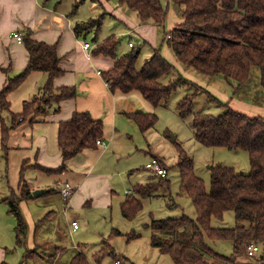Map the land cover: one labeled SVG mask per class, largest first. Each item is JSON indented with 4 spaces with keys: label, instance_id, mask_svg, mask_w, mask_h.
I'll list each match as a JSON object with an SVG mask.
<instances>
[{
    "label": "trees",
    "instance_id": "trees-1",
    "mask_svg": "<svg viewBox=\"0 0 264 264\" xmlns=\"http://www.w3.org/2000/svg\"><path fill=\"white\" fill-rule=\"evenodd\" d=\"M134 10L141 22L162 24L170 5L179 8L181 23L164 36V40L182 66L208 76L222 77L235 83L236 88L247 82L252 66L260 69V83L264 90V0H117ZM76 5L74 6V8ZM73 13V12H72ZM71 14V13H70ZM102 16L76 22V36L93 28H99ZM23 42L29 52L25 69L0 91V109H7V94L16 88L32 71L48 73V79L32 100L24 101L20 114H11V124L2 122V143L5 145L10 128L26 119L35 122L38 116L48 112L52 104L76 95L73 86L54 88L52 80L62 73L58 66L59 57L55 44L35 41L27 31ZM117 39L110 36L98 43L95 54L108 55L114 59L113 66L102 73L110 90L123 92L138 90L154 107L160 106L171 97L180 84V79L169 83L160 78L175 67L155 48L151 57L137 69L139 48H131L121 55L116 54ZM215 80V78H214ZM200 90V87H196ZM193 97L187 95L177 104L181 117L193 115L194 137L201 144L221 146L230 150L244 149L248 153L250 170L242 173L232 166L219 163L211 166L210 189L206 191L204 181L193 171V161L179 147L177 167L180 175V192L190 196L195 209V218H155L151 216L147 226L151 229L150 243L160 252L168 254L174 264H213L235 261L241 248L249 244L261 245L264 250V117H250L233 110L223 102L226 109L217 114H193ZM58 107L55 108L57 110ZM140 131L145 132L157 122L154 112L143 110L127 113ZM1 119V118H0ZM103 121L93 118L89 112L74 111L68 120L60 121L57 141L63 163L54 171L66 166V161L86 148H95L96 139L103 135ZM6 148V147H5ZM21 196L7 197L9 211L16 218V242L23 244L27 232L26 222L19 209L21 197L30 196L24 184L23 168L20 171ZM166 180H150L133 186L132 193L120 204L121 214L131 220L142 209L141 199L151 197L160 190ZM233 211L237 224L234 227H214L213 218L222 219L226 211ZM246 221L247 224H242ZM228 240L234 245L230 257L214 251L206 242ZM108 246L104 242L103 246ZM27 251L22 262L32 259ZM112 251H98V256ZM264 260V259H263ZM261 262H264L261 260ZM70 264H90L83 252H77ZM134 264V263H129ZM215 264V263H214Z\"/></svg>",
    "mask_w": 264,
    "mask_h": 264
},
{
    "label": "crops",
    "instance_id": "crops-1",
    "mask_svg": "<svg viewBox=\"0 0 264 264\" xmlns=\"http://www.w3.org/2000/svg\"><path fill=\"white\" fill-rule=\"evenodd\" d=\"M89 1L97 6L98 13L110 14L125 24L127 31L121 34L128 35L129 38L132 34L138 35L145 44H148L150 46L149 58L151 57L156 48L157 36L152 38V43L147 39L151 34L147 30L150 27L154 28L153 22H141L138 23L139 25L130 27L118 16V7H121L125 14L131 13L125 4L113 0L118 5L112 7L108 0ZM61 4L59 0H0V91L8 80L16 77L26 68L29 61V52L24 42H19L12 37L14 31L20 32L23 38L29 31L33 40L55 44L59 57L58 66L62 73L52 80V85L54 88L73 86L76 90L74 97L52 104L48 112L38 116L35 122L30 121V115L18 121L10 128L5 145L2 143L1 120L9 126L11 114L22 112L24 101L32 100L34 95L40 92L48 79V73L30 72L16 88L7 94V109H0V264H11L9 247L18 245L15 234L16 218L9 211L6 199L11 194L21 196V168H23L24 184L31 195L21 197L18 205L27 225L23 244L19 245L23 246L24 250L18 264H28L40 261L42 249L50 248L51 244H48L46 232L53 229V222L57 229L59 228L60 207L64 215L71 212L72 216L75 215L74 219L79 218L80 220L81 218L83 223L88 225L96 214L100 217L106 216L108 209L112 206L115 189L118 185L121 186V183L112 178L111 172L116 171L117 174L123 175L129 171V165L126 162L129 154L116 153L112 148L115 146V139L127 133L125 127L130 120H133L127 116V113L139 110H131L124 100L134 95L145 104L144 111L152 112L154 108H157L148 102L138 90L128 92L119 89L110 90L102 73L113 66L114 59L108 55L95 54L93 50L98 43L108 37L116 38L115 33L102 37L95 35L93 44L83 40L81 36L85 37L88 31L76 36L74 24L85 22L93 17L83 16L77 19L75 3L71 4L72 10ZM170 11L174 12L172 7ZM100 16L103 19V15ZM176 21L181 23L183 20L177 17ZM83 43H89V49H84ZM129 43H132L130 39L128 46L135 47L134 43L131 46ZM118 44L117 40V55L129 51H117ZM166 59L168 60L167 56ZM139 68L141 66L137 67ZM225 99H228V104L233 110L250 117H264V104L262 103L250 102L233 96L231 98L225 96ZM56 107H58L57 110H55ZM74 111H87L93 118L103 121V135L100 139L104 141V145L96 144L95 148L82 150L66 161L64 169L54 171L63 163L57 141L58 125L60 121L70 119ZM168 172L167 170L166 176ZM58 180L68 181L75 188L66 208L56 187ZM165 180V186L153 196L168 188L170 181L167 177ZM35 189H44V192L35 197L32 194ZM124 192L126 196L130 191L126 189ZM77 229L74 230L71 227L72 232ZM82 247L76 245L74 254L77 252L85 254ZM54 249L56 250L54 257L47 258V261L51 263L55 262L58 254V247ZM30 250H35V258L32 257L29 261L21 263L24 255Z\"/></svg>",
    "mask_w": 264,
    "mask_h": 264
},
{
    "label": "rangeland",
    "instance_id": "rangeland-1",
    "mask_svg": "<svg viewBox=\"0 0 264 264\" xmlns=\"http://www.w3.org/2000/svg\"><path fill=\"white\" fill-rule=\"evenodd\" d=\"M62 6L70 7L72 10L73 3L76 4V18L93 17L98 18L103 15L99 28L89 30L83 40L94 43V36L102 37L115 33L118 40L117 51H128L129 39L134 48H140V56L136 66H142L149 58L150 46L145 44L143 40L135 34L129 38L128 35L121 34L127 31L125 24L116 20L110 14L98 13L99 9L89 0H59ZM78 1V2H76ZM112 7L117 6L113 0H108ZM165 0L163 4H165ZM74 4V5H75ZM174 12L170 11V8ZM177 7L172 5L166 13V17L162 24L154 23V28H148L149 39L153 43L156 35L155 47L160 50L161 54L174 64V69L160 78V82L166 84L172 80H179V85L171 94V97L163 102L159 107L154 108L152 112L157 115V122L147 132L139 131L134 120H130L125 127L123 136H118L112 150L116 153L128 155L126 161L129 165V171L125 174H117L112 171V178L121 183L117 186L112 206L108 209L106 216L100 217L99 214L94 216L93 221L86 225L82 219L78 218V229L71 231L70 222L75 215L70 212L64 215L61 207L58 214L59 228L53 222V229L47 230L48 244L50 248L44 247L40 252L42 259L35 263L28 264H70L75 246L81 245L90 264H113V260L120 258L123 264H174L168 254H161L157 247L150 243L151 229L147 224L151 220V216L155 218L181 217L182 215L195 218V209L189 195L180 192V175L176 165L179 156V147L184 150L186 155L193 161L194 173L204 181L206 191L210 189L211 166L221 164L232 166L241 171L248 173L250 164L248 153L244 149L230 150L221 146H205L198 142L194 137L193 115L181 117L178 114L177 104L179 100L187 95L193 97V114L206 113L217 115L228 107V98L236 97L250 102L264 104V90L260 83V69L254 65L251 68L249 78L246 83L235 89L236 84L228 82L226 79L214 77L210 79L208 76L195 71L193 68L184 67L174 56L172 50L163 39L166 33L179 23L176 18H181ZM118 16L130 27L141 23L137 13L131 10V13L125 14L121 7L117 8ZM176 15V16H172ZM176 17V18H175ZM150 26V25H149ZM135 33V32H132ZM154 33V34H153ZM200 87V90L196 87ZM131 110L143 109L145 104L141 103L138 97L130 95L124 100ZM231 108V107H230ZM144 111V109H143ZM31 116V114H30ZM174 138V140H173ZM154 156L160 158L167 168V180L170 181L168 188L160 191L158 195L153 197H144L141 199L142 209L136 214L135 218L128 220L124 218L120 211L119 202L125 198L124 190L128 189L131 193L133 186L145 183L150 179H162L155 175L151 170L146 168L145 164ZM166 184V183H165ZM165 186V185H164ZM63 201V200H62ZM71 214V215H70ZM242 224H247L242 221ZM214 227H234L237 222L233 211H226L223 218H213L211 222ZM120 234H119V233ZM49 236V237H48ZM106 242L108 246H103ZM206 242L214 251L230 257L234 251V245L228 240H211L206 238ZM102 245V247H101ZM55 247H58V254L55 262L47 261L48 257H54L56 254ZM253 256L246 253V249L241 248V252L237 255L235 261L229 264H264V250L261 245ZM10 263L18 264L23 255V246L14 245L9 247ZM105 252L112 251L114 257L109 254L98 256V250ZM30 253L35 258V250ZM40 255V254H39ZM50 255V256H49ZM41 256V255H40ZM215 264H224L221 259L213 261ZM213 263V264H214Z\"/></svg>",
    "mask_w": 264,
    "mask_h": 264
},
{
    "label": "built area",
    "instance_id": "built-area-1",
    "mask_svg": "<svg viewBox=\"0 0 264 264\" xmlns=\"http://www.w3.org/2000/svg\"><path fill=\"white\" fill-rule=\"evenodd\" d=\"M12 37H14L19 42L23 41V37H22L21 33L18 31H14L12 33ZM129 45L131 46L132 43H129ZM89 47H90L89 43H83L84 49L87 50V49H89ZM95 143L97 145H101V146L104 145V141L100 138L96 139ZM145 166H146V168L151 170L155 175H158L159 177H165L167 174V168L165 167L163 162L160 160V158L157 156H154L149 162H147L145 164ZM56 187L59 191L61 199L65 203V208H66L67 204L69 202V199H70L71 195L73 194L75 188L70 182L61 181V180H58L56 182ZM70 225L74 230L77 229L78 228V220L73 218L70 222ZM258 249H259L258 244L251 243L246 248V253L249 256H253ZM113 264H123V263L120 259H114Z\"/></svg>",
    "mask_w": 264,
    "mask_h": 264
},
{
    "label": "water",
    "instance_id": "water-1",
    "mask_svg": "<svg viewBox=\"0 0 264 264\" xmlns=\"http://www.w3.org/2000/svg\"><path fill=\"white\" fill-rule=\"evenodd\" d=\"M173 140H174V138H173ZM44 192V189H35L34 191H33V196H35V197H38V196H40L42 193Z\"/></svg>",
    "mask_w": 264,
    "mask_h": 264
}]
</instances>
